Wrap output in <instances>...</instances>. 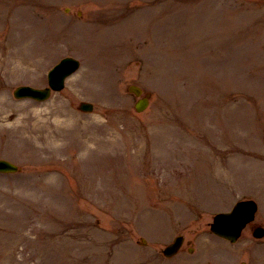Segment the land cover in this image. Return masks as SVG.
<instances>
[{
	"label": "rangeland",
	"instance_id": "1",
	"mask_svg": "<svg viewBox=\"0 0 264 264\" xmlns=\"http://www.w3.org/2000/svg\"><path fill=\"white\" fill-rule=\"evenodd\" d=\"M67 55L62 91L14 97ZM2 93L0 264H169L178 233L183 264L264 262L210 231L242 198L264 225V0H0Z\"/></svg>",
	"mask_w": 264,
	"mask_h": 264
},
{
	"label": "water",
	"instance_id": "2",
	"mask_svg": "<svg viewBox=\"0 0 264 264\" xmlns=\"http://www.w3.org/2000/svg\"><path fill=\"white\" fill-rule=\"evenodd\" d=\"M79 66V62L73 58H65L60 64H58L50 73V85L52 88L61 89L64 86L65 77L76 70ZM51 87L45 89L33 88L29 86H20L15 90L17 97L29 96L39 100L46 99L51 94ZM131 90H134L137 94H141L143 91L140 87L131 86ZM149 104V97H143L136 103V109L143 111ZM80 108L85 111L93 109V104L89 102H82ZM1 171H16L18 166L8 160L0 159ZM257 205L253 200H245L239 202L233 211L222 212L215 216L212 223V229L229 239L236 240L240 235L243 227L248 221L252 220L255 215ZM257 236L264 235V229L259 228L256 232ZM182 243V238H176L175 242L170 244L165 253L168 255L173 254L179 248Z\"/></svg>",
	"mask_w": 264,
	"mask_h": 264
},
{
	"label": "bare ground",
	"instance_id": "3",
	"mask_svg": "<svg viewBox=\"0 0 264 264\" xmlns=\"http://www.w3.org/2000/svg\"><path fill=\"white\" fill-rule=\"evenodd\" d=\"M5 100H8V97L5 93L0 94V126H5V120L8 119V107L7 102Z\"/></svg>",
	"mask_w": 264,
	"mask_h": 264
},
{
	"label": "flooded vegetation",
	"instance_id": "4",
	"mask_svg": "<svg viewBox=\"0 0 264 264\" xmlns=\"http://www.w3.org/2000/svg\"><path fill=\"white\" fill-rule=\"evenodd\" d=\"M183 248H184V247H182L180 250H182ZM182 251H184V249H183ZM188 252H192V248H188ZM151 253H156V252H151ZM261 264H264V262L261 263Z\"/></svg>",
	"mask_w": 264,
	"mask_h": 264
}]
</instances>
